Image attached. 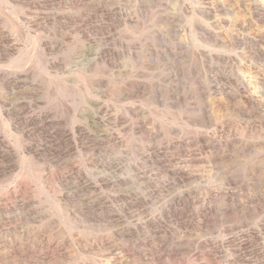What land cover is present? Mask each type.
<instances>
[{"label":"rangeland","instance_id":"obj_1","mask_svg":"<svg viewBox=\"0 0 264 264\" xmlns=\"http://www.w3.org/2000/svg\"><path fill=\"white\" fill-rule=\"evenodd\" d=\"M0 264H264V0H0Z\"/></svg>","mask_w":264,"mask_h":264},{"label":"bare ground","instance_id":"obj_2","mask_svg":"<svg viewBox=\"0 0 264 264\" xmlns=\"http://www.w3.org/2000/svg\"><path fill=\"white\" fill-rule=\"evenodd\" d=\"M74 63V62H73Z\"/></svg>","mask_w":264,"mask_h":264}]
</instances>
